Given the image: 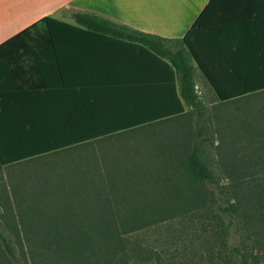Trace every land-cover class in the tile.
<instances>
[{
	"label": "trees",
	"instance_id": "16d2710c",
	"mask_svg": "<svg viewBox=\"0 0 264 264\" xmlns=\"http://www.w3.org/2000/svg\"><path fill=\"white\" fill-rule=\"evenodd\" d=\"M217 2L183 39L145 34L85 13L76 14L74 24L44 18L2 45L0 171L23 170L26 164L194 117L196 141L186 173L211 190L227 261L264 264V183L251 170L255 159L264 163V0H226L220 12ZM247 3L254 17L246 22L250 41L234 38L247 28L234 17ZM199 80L208 92H198ZM11 94L30 106L10 108ZM211 97L219 106L221 133H235L233 142L252 152L246 168L245 159L234 158L219 176L207 151L214 145ZM22 109L27 119H10ZM99 173L95 169L90 178L101 180ZM89 204L96 208L92 199ZM87 225L95 227L94 220ZM4 230L0 222V244L22 264ZM141 261L136 254L130 264ZM157 264L165 263L157 258Z\"/></svg>",
	"mask_w": 264,
	"mask_h": 264
},
{
	"label": "rangeland",
	"instance_id": "374dc122",
	"mask_svg": "<svg viewBox=\"0 0 264 264\" xmlns=\"http://www.w3.org/2000/svg\"><path fill=\"white\" fill-rule=\"evenodd\" d=\"M207 101L212 168L219 176L234 158L246 168L251 149L236 145L235 133H221L219 106ZM174 124L0 171V222L22 264H130L136 254L142 264H234L211 190L186 173L194 117ZM255 165L264 183V163ZM95 169L101 180L90 178ZM0 264H15L1 244Z\"/></svg>",
	"mask_w": 264,
	"mask_h": 264
},
{
	"label": "crops",
	"instance_id": "0c3cea01",
	"mask_svg": "<svg viewBox=\"0 0 264 264\" xmlns=\"http://www.w3.org/2000/svg\"><path fill=\"white\" fill-rule=\"evenodd\" d=\"M213 0H0V47L23 33L44 18L51 17L67 24H74L76 14H93L117 25L162 37L169 40L183 39L198 22ZM226 0H218L216 9H222ZM250 3L245 10L234 14L236 20L253 21ZM235 39L250 41L248 27ZM245 26V25H244ZM208 88L200 80L199 86ZM7 106H30L25 99H12ZM23 113L9 115L10 119L24 120ZM14 117V118H13ZM27 119V118H26ZM1 169V168H0Z\"/></svg>",
	"mask_w": 264,
	"mask_h": 264
}]
</instances>
